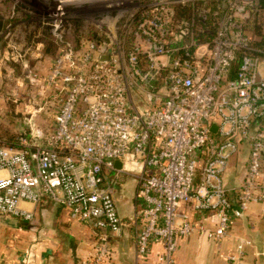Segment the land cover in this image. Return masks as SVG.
Returning <instances> with one entry per match:
<instances>
[{"label":"built area","instance_id":"obj_1","mask_svg":"<svg viewBox=\"0 0 264 264\" xmlns=\"http://www.w3.org/2000/svg\"><path fill=\"white\" fill-rule=\"evenodd\" d=\"M225 1L213 10L212 38L196 48L170 45L186 35L183 23L175 34L171 0L140 14L128 52L114 38L61 46L43 89L58 103L53 126L0 145V222L32 220L22 202L65 205L97 235L84 264H108L126 225L115 186L130 164L139 183L137 254L162 244L159 262L177 264L179 237L200 231L222 240L251 203L264 201V49L247 31L246 2ZM244 145L250 155L233 204L224 176ZM185 203L210 211L216 227L193 222L180 211ZM245 244L229 256L235 264Z\"/></svg>","mask_w":264,"mask_h":264},{"label":"crops","instance_id":"obj_2","mask_svg":"<svg viewBox=\"0 0 264 264\" xmlns=\"http://www.w3.org/2000/svg\"><path fill=\"white\" fill-rule=\"evenodd\" d=\"M3 17L0 44L9 18ZM16 34L21 42L14 46L15 52L8 53L5 42L0 45V123L10 125L20 118L31 131L35 126L46 130L54 124L58 103L50 101L49 92L44 94V81L61 46L56 54L50 53L47 41H38L33 47L26 43V35L20 28ZM54 38L57 43L61 40L57 34ZM249 155L250 146H241L224 176L233 204L238 201L236 190L242 183ZM116 167L121 168L122 163ZM126 169L119 173L115 186L117 206L126 225L111 240L113 259L108 264H161L162 244L154 245L146 256L137 254L135 214L139 183L137 172L129 170L130 164ZM21 204L33 213V219L9 218L0 222V264H84L90 257L97 242L96 232L90 225L73 218L67 206L50 200ZM180 211L199 226L216 227L211 212L200 211L194 203L182 204ZM240 242L246 243L242 264H264V201L251 203L243 216L233 220L228 235L222 240L210 239L200 231L179 237L175 260L177 264H235L229 256L238 252Z\"/></svg>","mask_w":264,"mask_h":264},{"label":"rangeland","instance_id":"obj_3","mask_svg":"<svg viewBox=\"0 0 264 264\" xmlns=\"http://www.w3.org/2000/svg\"><path fill=\"white\" fill-rule=\"evenodd\" d=\"M160 1L165 0H0V14L9 17L3 30V41L0 45L6 43L8 53L15 52L14 46H18L21 42L20 37L18 39L16 34L20 28L21 32L26 35V43H30L33 47L38 41H47L50 44L53 42L55 34L60 35L61 33L62 40L68 36L70 40L75 42L88 38L101 43L114 38L123 46L124 51L128 52L137 41L135 34L140 24L138 21L141 18L140 14L154 9ZM171 1L173 2L170 5L173 7L175 16V34L178 32V26L182 24V21L186 22V19L181 17L185 10L183 6L195 5L194 11L199 13V11L215 10L218 6L223 7L226 4L225 0ZM243 1L247 4V10L252 9L248 10L251 18L245 20L247 31L255 40L258 35L254 26H257L260 35L264 36V10H262L264 8H261V1ZM256 16L259 19L256 20ZM8 25L9 29H7ZM199 28H201L200 25L195 23V32ZM20 36H22L21 33ZM28 36L32 37L27 38ZM193 42L196 43L194 47L196 48L207 41L201 42L195 39L193 33L188 30L183 38L174 37L170 45L178 48ZM68 44L71 45L72 50H75L70 41ZM23 121L24 119L18 118L14 128L19 130L21 126L23 127ZM0 125L5 128L9 124L0 123ZM24 126L28 125L24 124ZM198 175L201 176V171H198Z\"/></svg>","mask_w":264,"mask_h":264},{"label":"trees","instance_id":"obj_4","mask_svg":"<svg viewBox=\"0 0 264 264\" xmlns=\"http://www.w3.org/2000/svg\"><path fill=\"white\" fill-rule=\"evenodd\" d=\"M261 2V8H264V1L260 0ZM185 8L184 13L182 14L181 17L186 19V22L182 23L184 24V28L186 31H191L193 33L194 38L199 40V41H209L214 33L215 27H214V11L213 9L211 10H205V12L199 11L196 12L194 11L195 5H188V6H183ZM248 10H252L251 8ZM245 13V20H248L251 18V14L248 12ZM264 10V9H262ZM255 17V16H254ZM259 19L258 16H256V20ZM200 25L201 28L197 30H194V24ZM189 25V26H188ZM254 30L257 33L256 39L253 40L254 44L262 49H264V36L260 35L258 32V27L254 26ZM195 33V34H194ZM263 39V40H262ZM47 48V51L50 53H55L57 52L59 46H65L68 44V41L72 43L74 49L78 48L80 45V40L78 42H75L73 40H70L68 36L64 37V39L59 40V42H55V39L53 38ZM96 41V40H95ZM98 42V41H97ZM24 123V122H23ZM25 124V123H24ZM21 126L19 130H16L15 127V122H11L10 125L7 127L3 128L0 126V145H16L19 143V138L21 136L31 139V129L29 126ZM21 125V123H20Z\"/></svg>","mask_w":264,"mask_h":264},{"label":"water","instance_id":"obj_5","mask_svg":"<svg viewBox=\"0 0 264 264\" xmlns=\"http://www.w3.org/2000/svg\"><path fill=\"white\" fill-rule=\"evenodd\" d=\"M4 26V17L0 14V31L2 30ZM111 53V50H109V53L106 54L105 56L102 57L103 60H108L109 59V54ZM212 131L216 132V126L212 127ZM116 164L121 165V161H116Z\"/></svg>","mask_w":264,"mask_h":264}]
</instances>
